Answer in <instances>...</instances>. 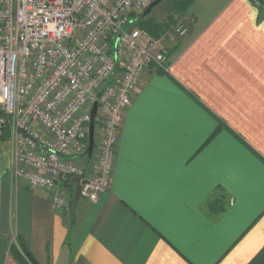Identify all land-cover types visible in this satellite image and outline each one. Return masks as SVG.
I'll return each instance as SVG.
<instances>
[{
	"label": "crops",
	"instance_id": "1",
	"mask_svg": "<svg viewBox=\"0 0 264 264\" xmlns=\"http://www.w3.org/2000/svg\"><path fill=\"white\" fill-rule=\"evenodd\" d=\"M188 2L169 21L188 34L168 44V73L143 75L98 203L80 178L31 189L3 138L0 264H20V243L37 264H264V0ZM63 192L69 213L54 208Z\"/></svg>",
	"mask_w": 264,
	"mask_h": 264
},
{
	"label": "built area",
	"instance_id": "2",
	"mask_svg": "<svg viewBox=\"0 0 264 264\" xmlns=\"http://www.w3.org/2000/svg\"><path fill=\"white\" fill-rule=\"evenodd\" d=\"M154 1L0 0V141L11 133L15 175L31 189L80 178L79 197L90 204L111 189L124 119L141 79L148 71L169 72L162 39L135 27ZM165 33L183 38L188 29L170 23ZM82 157L94 161V175L84 177L76 162ZM71 206L65 192L55 198L57 211L69 213Z\"/></svg>",
	"mask_w": 264,
	"mask_h": 264
},
{
	"label": "rangeland",
	"instance_id": "3",
	"mask_svg": "<svg viewBox=\"0 0 264 264\" xmlns=\"http://www.w3.org/2000/svg\"><path fill=\"white\" fill-rule=\"evenodd\" d=\"M182 4H184V0H164L160 5H158L157 7H155L152 12L146 17L145 22H153V23H158L161 24V26H163V32L161 33V36L159 38L162 39L164 45L166 46V48L168 47V44L170 42L175 41L176 38H170L168 36H165V31L167 30V27L170 23L169 20L178 17L180 13H182L181 9H182ZM135 27H140V23L137 21L135 23ZM131 29L130 26H126L125 30L129 31ZM14 141V140H12ZM1 143V141H0ZM16 144V143H15ZM1 151L3 153V157L2 160L4 159L5 153L4 150L2 148V146H0ZM1 160V161H2Z\"/></svg>",
	"mask_w": 264,
	"mask_h": 264
},
{
	"label": "trees",
	"instance_id": "4",
	"mask_svg": "<svg viewBox=\"0 0 264 264\" xmlns=\"http://www.w3.org/2000/svg\"><path fill=\"white\" fill-rule=\"evenodd\" d=\"M188 6H189V2L182 4L181 11L186 9ZM145 19L146 18L140 19V17H138L140 28L148 31L153 37L159 38L161 36V33L163 32L164 29L163 26H161V24L153 23L150 21L145 22ZM172 20L173 19L169 21L172 22ZM10 251L20 264H37L34 258L32 257V255L30 254V252H28L25 246L23 244L21 245V243L18 246L12 244L10 247Z\"/></svg>",
	"mask_w": 264,
	"mask_h": 264
},
{
	"label": "water",
	"instance_id": "5",
	"mask_svg": "<svg viewBox=\"0 0 264 264\" xmlns=\"http://www.w3.org/2000/svg\"><path fill=\"white\" fill-rule=\"evenodd\" d=\"M163 1L164 0H155L153 2V4L149 7V9L140 17V19L146 18L152 12V10L155 7H157L158 5H160ZM97 107H98V103H96L95 106H94V109L92 111V120H91V123H90V131H89V138H88L89 147H88V150H87V155H88L89 158L92 157L93 150H94V144H95V141H94V121H95V115H96Z\"/></svg>",
	"mask_w": 264,
	"mask_h": 264
}]
</instances>
